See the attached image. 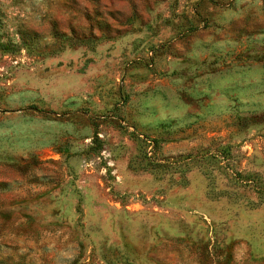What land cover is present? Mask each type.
<instances>
[{
	"label": "rangeland",
	"instance_id": "374dc122",
	"mask_svg": "<svg viewBox=\"0 0 264 264\" xmlns=\"http://www.w3.org/2000/svg\"><path fill=\"white\" fill-rule=\"evenodd\" d=\"M0 264H264V0H0Z\"/></svg>",
	"mask_w": 264,
	"mask_h": 264
}]
</instances>
